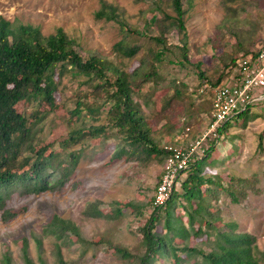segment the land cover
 Here are the masks:
<instances>
[{"label":"trees","instance_id":"trees-1","mask_svg":"<svg viewBox=\"0 0 264 264\" xmlns=\"http://www.w3.org/2000/svg\"><path fill=\"white\" fill-rule=\"evenodd\" d=\"M164 5L174 15L168 13ZM222 5L225 15L219 28L222 35L229 32L235 41L231 45L234 53L255 52L259 31L248 12L254 8L259 15L264 0H223ZM149 12L151 19L145 21L144 26L155 24L159 34L151 39L161 45L163 51L148 49L132 71L99 55L82 56L61 28L55 34L44 35L38 27L12 25L0 20V211H4L6 221L18 215L5 210L14 189L20 188L23 194H40L61 190L71 181L82 154L79 150L69 152V148L88 138L118 141L113 151L114 160L125 157L150 162L155 155L166 159L160 142L163 134L185 133L189 128L192 142L202 135L203 118L210 114L211 106L200 103L211 87L221 84L238 57L229 56L223 46V52L213 56V64L208 69L196 67L198 89L189 91L187 83L172 80L165 87L171 92L163 97L160 110L153 115L146 114L144 106L150 108L151 101L143 91L150 84L155 90L156 85L165 81L160 77L159 68L164 54L179 49L181 65L190 63L184 1L154 0ZM96 19L115 22L124 31L122 40L114 46L116 54L133 58L143 49L145 31L131 25L116 6L103 1ZM172 32L181 36V47L169 45L167 36ZM67 75L85 78L93 91L79 98L76 108L71 111L78 126L60 143L63 153H57L52 143L36 149L33 143L37 132L31 126L28 114L17 111V105L27 102L36 107L34 112L42 118L54 113L60 106L56 96L58 84ZM135 95L141 101L136 100ZM243 114L248 120L252 108L229 118L217 129V136L211 134L202 143V156L194 158L178 178L177 183L181 179V191L177 190L176 183L170 199L159 206L154 205L152 198V211L137 228L142 241L138 252L107 237L89 241L79 227L69 221L58 219L62 225L51 226L49 231L60 239L68 234L76 236V243L81 247L85 243L89 248L104 247L106 253L113 251L118 259L131 264H264V250L259 248L256 237L238 231L234 222H224L222 212H216L227 200L241 203L248 189L255 186L252 179L233 175L224 179L213 170V166L222 160L218 158L214 164L211 162L220 150V141L229 136L232 126L239 125L238 121L232 123V119ZM112 205L108 214H104L98 205L89 209L88 214L117 221L123 216L122 208L135 212L137 218L144 214L143 206L135 202L122 207H117V202ZM23 257L26 264H34L27 248L23 250ZM58 263L67 264L61 254ZM2 264L14 263L7 254Z\"/></svg>","mask_w":264,"mask_h":264},{"label":"rangeland","instance_id":"rangeland-1","mask_svg":"<svg viewBox=\"0 0 264 264\" xmlns=\"http://www.w3.org/2000/svg\"><path fill=\"white\" fill-rule=\"evenodd\" d=\"M103 1L116 6L131 25L139 26L145 31V36L142 37L143 49L135 57L128 58L114 52V46L122 40L124 31L115 22L96 19V12L101 8ZM153 1L0 0V20L8 21L12 25L38 27L44 35L55 34L61 28L74 41L76 50L82 56L99 55L113 60L122 69L132 71L148 49L163 51V47L151 39L159 34L155 24L144 26V22L151 19L149 9ZM183 1L187 11L185 19L190 63L181 65L179 49L164 54L159 68L160 77H164L165 81L156 85L155 90L153 84H150L143 91L150 97L151 107L144 106L146 114L149 115L160 110L163 97L171 92L165 88L170 81L187 83L190 86L189 91L198 89L200 83L196 67L200 65L202 70L208 69L213 64V56H219L223 52V46L229 56L239 57L243 53H234L231 45L235 41L231 39L229 32L222 35L220 31L219 24L225 15L223 0ZM163 7L174 15L167 6ZM257 15L258 12L254 8L249 9L248 17L255 20L256 30L259 31L254 48L264 45V8ZM167 39L171 46H182L181 36L177 32L169 34ZM215 45L218 46L217 49ZM160 77L157 78L158 81ZM216 87L209 89L201 105L210 104L211 92ZM92 91L93 87L88 85L85 78L67 75L58 84L56 96L60 106L54 113L46 114V117L42 118L34 112L36 107L33 108L27 102L19 103L17 111L28 114L30 124L37 132L33 146L37 149L52 143L57 153H63L60 143L68 139L71 129L78 126L71 111L76 108L79 98H83L85 93L91 94ZM92 98L93 95L90 96V99ZM134 98L141 101L137 95ZM263 104L253 107L248 120L245 114L238 119H232V123L238 121L239 125L232 126L229 136L220 141V150L213 155L211 161L214 164L218 158L222 160L215 163L213 170L224 179L233 175L255 181L254 188L248 189L247 196L241 203H231L227 200L228 202L221 204L216 212H222L224 222H234L238 231L254 235L261 250H264ZM104 122L106 123L105 120ZM205 123L204 117L202 133ZM190 137L184 136V132H175L163 134L160 142L163 148L177 145L188 151L194 143ZM117 144L115 139L88 138L69 148V152L79 150L82 158L71 181L61 190L23 194L20 188H17L11 192L5 210L17 212L18 215L6 221L4 211H0V264L7 254L14 264H26L23 257L24 248H27L34 264H59V254L67 264H131L118 259L113 251L106 253L104 247L89 248L88 243L81 247L76 243V236L68 234L60 239L49 231L51 226L57 227L62 225V221H69L75 223L83 237L89 241L107 237L132 252L139 251L142 241L137 228L152 211L151 202L162 177L165 159L161 155H155L150 162L129 160L125 157L114 160L113 151ZM213 170L207 169L211 172ZM176 188L181 191V179ZM114 202L118 203L117 207L135 202L143 206L144 214L137 218L135 212L122 208L123 216L118 221L88 214L94 205H98L104 214H108Z\"/></svg>","mask_w":264,"mask_h":264},{"label":"built area","instance_id":"built-area-1","mask_svg":"<svg viewBox=\"0 0 264 264\" xmlns=\"http://www.w3.org/2000/svg\"><path fill=\"white\" fill-rule=\"evenodd\" d=\"M202 88L200 91L203 92ZM264 103V46L255 52L241 54L226 77L211 92V112L205 117L202 135L186 151L177 145L166 146V159L161 180L154 195V205H163L170 199L180 174L195 157L204 153L202 143L232 116ZM190 131L187 128L184 136ZM182 139V137H181Z\"/></svg>","mask_w":264,"mask_h":264},{"label":"crops","instance_id":"crops-1","mask_svg":"<svg viewBox=\"0 0 264 264\" xmlns=\"http://www.w3.org/2000/svg\"><path fill=\"white\" fill-rule=\"evenodd\" d=\"M263 106H264V104H263Z\"/></svg>","mask_w":264,"mask_h":264}]
</instances>
